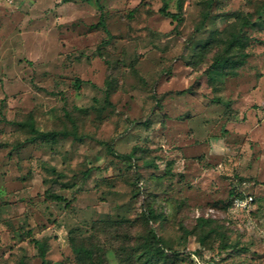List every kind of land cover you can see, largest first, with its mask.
I'll return each instance as SVG.
<instances>
[{
  "label": "rangeland",
  "instance_id": "obj_1",
  "mask_svg": "<svg viewBox=\"0 0 264 264\" xmlns=\"http://www.w3.org/2000/svg\"><path fill=\"white\" fill-rule=\"evenodd\" d=\"M0 264H264V0H0Z\"/></svg>",
  "mask_w": 264,
  "mask_h": 264
},
{
  "label": "trees",
  "instance_id": "obj_2",
  "mask_svg": "<svg viewBox=\"0 0 264 264\" xmlns=\"http://www.w3.org/2000/svg\"><path fill=\"white\" fill-rule=\"evenodd\" d=\"M161 12H164L165 13V8L162 7L161 8ZM168 14V12H166ZM170 16L172 18H177V14L175 13H170ZM92 27H103L105 28V22H104V19H103V16L100 15L98 21L96 23H94L92 25ZM221 56H215L214 60L212 61V66H214V68H216L217 66H220L222 65L221 64ZM14 123H16L17 125H25L28 127L29 131L32 133L30 136H28L26 139H28L29 141H33L37 138H44V137H56L58 135H66L70 132H67V131H39L37 129H35L34 127V122L32 120L31 117H29L28 119L26 120H23V121H14ZM107 148L108 151L112 152V153H115L119 156H130L131 154H123V153H117L113 150V147L111 145V143L109 141H104L103 142ZM50 198L53 199V200H57V201H61V200H64V198L61 196V195H56V194H53L51 193L50 194ZM68 204V203H67ZM146 217L147 218H155L156 215L153 213V210H151L150 208L146 211ZM150 232L152 233L153 237L158 241L160 242V238L156 235V232H155V228L154 226H151L150 227ZM35 244L38 246V254L39 256L43 259L45 257V249L43 247V244L41 241L39 240H34ZM75 251H76V254L79 255L80 257L81 256H91V252L89 250H87L86 248L80 246L78 248H75ZM163 249H160L159 250V254H163Z\"/></svg>",
  "mask_w": 264,
  "mask_h": 264
},
{
  "label": "built area",
  "instance_id": "obj_3",
  "mask_svg": "<svg viewBox=\"0 0 264 264\" xmlns=\"http://www.w3.org/2000/svg\"><path fill=\"white\" fill-rule=\"evenodd\" d=\"M252 200L253 199L251 196H247L245 198H241V197H235L234 198L235 204L241 208H245V207L249 206V204L251 203Z\"/></svg>",
  "mask_w": 264,
  "mask_h": 264
}]
</instances>
